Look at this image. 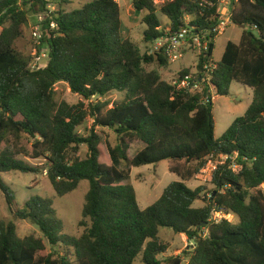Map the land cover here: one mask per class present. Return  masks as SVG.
Wrapping results in <instances>:
<instances>
[{
    "label": "trees",
    "instance_id": "1",
    "mask_svg": "<svg viewBox=\"0 0 264 264\" xmlns=\"http://www.w3.org/2000/svg\"><path fill=\"white\" fill-rule=\"evenodd\" d=\"M219 2L173 0L157 6L155 0H131L134 11L145 12L141 23L147 44L182 27L205 33L207 50L198 55V72L213 61L216 36L211 30L221 18ZM231 2V24L244 28L238 43L227 42L209 75V87L216 96H227L230 85L238 83L250 88L253 98L243 116L215 139L213 103L202 99L208 89L192 94L163 80L158 69L147 71L145 65L154 63L166 67L168 58L163 52L142 54L122 37L115 0H92L68 12L63 10L67 0H0V174L43 170L59 198L75 191L81 181L88 182L78 238L63 233L51 199L34 197L14 217L30 221L42 238H20L13 222L1 220L0 264H134L138 256L144 264H183L181 256L158 259L168 250L159 238L161 229L194 243L185 264H264V0ZM50 3L56 4L55 12L47 10ZM157 13L168 20L166 27ZM43 14L48 60L44 69L32 71L14 43L29 15ZM189 74L183 71L177 78ZM59 83L81 101L56 103L54 87ZM111 92L124 97L109 109L108 103L90 102ZM89 117L94 125L82 137L77 129ZM96 127L112 130L117 138L114 147L106 144L108 156ZM23 135L32 140L28 151L11 144ZM135 141L143 147L129 159V145ZM82 145L87 147L85 158L77 156ZM219 155L229 158L212 174L208 196L201 187L188 188L186 182L208 158ZM19 156L43 158L47 166H30ZM162 161L183 165L168 167L180 181L140 209L134 188L125 183L130 170L120 166ZM0 192L11 209L14 197L1 178ZM197 200L204 206L194 208ZM211 212L234 216L238 222L211 221ZM44 240L51 252L38 256L46 249ZM56 248L64 253H53Z\"/></svg>",
    "mask_w": 264,
    "mask_h": 264
},
{
    "label": "rangeland",
    "instance_id": "2",
    "mask_svg": "<svg viewBox=\"0 0 264 264\" xmlns=\"http://www.w3.org/2000/svg\"><path fill=\"white\" fill-rule=\"evenodd\" d=\"M92 0H67V3L63 5L64 11H72L81 8L84 4ZM121 10V22H122V37L129 39L136 44L142 54H149L151 52L156 53V44L145 43L143 41V32L146 29L145 25L141 23L142 17L145 12H136L132 8L131 0H117ZM228 5L230 12L234 9L231 0H224ZM159 6V4H157ZM158 18L164 24L168 23V20L157 13ZM35 16L29 15L28 25L22 28L21 36L15 41V50L27 60V67L29 68L32 63V51L34 48L33 41L31 39V30L35 23ZM165 22V23H164ZM205 34V33H204ZM241 35V29L235 25L230 24L225 32L217 36L213 40L212 60L218 62L224 52L227 42L231 41L238 43ZM182 58L174 63L168 62V65L164 68H158L157 64L145 65L147 71L158 69L161 73V77L166 82H172L177 78L178 74L183 71H188L190 74L196 73V66L198 62L199 49L196 45L185 46L181 50ZM215 94V93H214ZM216 96V95H215ZM124 94L118 92H111L106 97H95L90 102H103L108 103L107 109L112 107V104L119 102L123 99ZM253 98V91L240 85L238 83H232L229 87V93L227 96H216L213 102V116H214V137L219 139L226 131L229 125L238 117L243 116L248 106L251 104ZM54 100L56 103L62 101L74 105L81 101V98L70 92L67 85L59 83L54 87ZM94 125L93 118L89 117L85 123L77 129V133L82 137H87L90 134V130ZM95 132L100 137L101 150L107 154L106 144L114 147L117 144V138L112 130L96 127ZM16 145V150L28 151L30 149L32 140L23 135L21 140L17 143L11 141V144ZM143 147L140 142H133L129 145L127 155L129 159H132L135 154ZM87 154V147L85 145L80 146L77 156L85 158ZM72 157V156H71ZM19 159L23 160L26 164L39 167L41 169L46 168L47 162L43 158L30 159L24 156H19ZM207 164V163H206ZM170 166H183L182 164L170 163L169 161H162L155 165H147L142 167H129L126 164L120 166L121 169H129V178L125 183H129L135 190L137 203L140 209H145L155 203L162 191L172 182H179L180 179L177 175L170 173L168 167ZM0 178L9 188L14 197V202L11 209L8 208L3 194L0 192V221L13 222L16 226L17 235L20 238L27 236H34L36 238H42V234L39 229L30 221H20L14 217L16 210L24 207L25 203L34 197L48 198L52 200L53 208L56 211L57 217L62 221L63 233L78 238L83 228L79 227L78 223L81 219L82 206L84 204V197L88 190V182L81 181L78 188L72 193L65 195L62 198L56 196L51 184L45 176L43 170L39 174L10 172L0 174ZM208 178L200 177V172L195 175L190 181L186 182V186L192 190L197 187L203 188V196H208L209 192L213 189ZM264 189V185L262 186ZM204 203L201 200L194 202V208L203 207ZM220 217V216H219ZM219 217L211 216V221H218ZM226 220L232 223H237L238 219L234 216H225ZM203 236H206L204 231ZM159 238L162 242L168 245L167 252L159 256L158 259L163 261L170 256H181L183 261H187V252L192 251L194 243L188 241L184 235L174 234L168 229H161ZM46 249L40 255H46L51 252L46 241L44 240ZM53 252V251H52ZM53 253H64L63 249H55ZM57 258V256H56ZM134 264H144L141 257L138 256Z\"/></svg>",
    "mask_w": 264,
    "mask_h": 264
},
{
    "label": "built area",
    "instance_id": "3",
    "mask_svg": "<svg viewBox=\"0 0 264 264\" xmlns=\"http://www.w3.org/2000/svg\"><path fill=\"white\" fill-rule=\"evenodd\" d=\"M56 1H60V0H56ZM168 1H173V0H155V3L160 5ZM237 1L238 0H235V2ZM47 10L49 12H55L57 10L56 4L50 3L47 6ZM218 12L221 15V18L217 26L211 30V32L216 37L223 34L226 28L231 24V12L229 10L228 5L225 4L224 0H220ZM35 18L36 21L33 24L31 30V39L34 44V48L32 51L33 60L29 66V69L32 71H37L40 69H44L46 67L48 60V53H49V48L47 47V44L43 42V32H45L43 23L46 18L45 14L38 15ZM187 20L188 18L186 17V21ZM50 28L54 29L55 25L51 23ZM203 37H205V34L203 32L195 33L191 28L182 27L176 32L170 33L169 35H165L164 37L155 40L154 42L156 44V53L163 52L168 58V61L171 63H174L182 58L181 50L185 46L190 47L192 46V44H194L198 47L199 54L204 53L207 50V42H202ZM156 53L151 52L148 55H155ZM215 63L216 62L214 61L205 63L202 67L201 72H198L196 70L195 74L186 75L182 79L175 78L170 83L176 86L177 88L185 89L192 94L203 93V90L207 88L208 89L207 94L202 99L204 102H208L210 100L213 103L216 96L212 91V88L209 87L208 81H209V75L216 69ZM228 158L229 157L226 155H219L217 158H214L212 156L209 157L207 164L200 170V177L208 178V180L211 181L212 174L216 170L217 166L225 164ZM231 167L232 170L234 171L238 170V166L236 165H232ZM213 214L215 215V217L220 216L219 220L224 219L225 216H228L218 212H211L209 215L210 219Z\"/></svg>",
    "mask_w": 264,
    "mask_h": 264
},
{
    "label": "crops",
    "instance_id": "4",
    "mask_svg": "<svg viewBox=\"0 0 264 264\" xmlns=\"http://www.w3.org/2000/svg\"><path fill=\"white\" fill-rule=\"evenodd\" d=\"M117 3H118V1L117 0H115ZM119 5V4H118ZM165 23V22H164ZM168 23H165V25H167ZM161 74V73H160Z\"/></svg>",
    "mask_w": 264,
    "mask_h": 264
},
{
    "label": "water",
    "instance_id": "5",
    "mask_svg": "<svg viewBox=\"0 0 264 264\" xmlns=\"http://www.w3.org/2000/svg\"><path fill=\"white\" fill-rule=\"evenodd\" d=\"M240 28H241V29H243L244 27H243V26H241Z\"/></svg>",
    "mask_w": 264,
    "mask_h": 264
}]
</instances>
